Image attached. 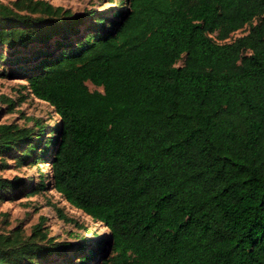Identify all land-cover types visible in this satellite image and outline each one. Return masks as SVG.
<instances>
[{
	"label": "trees",
	"instance_id": "obj_1",
	"mask_svg": "<svg viewBox=\"0 0 264 264\" xmlns=\"http://www.w3.org/2000/svg\"><path fill=\"white\" fill-rule=\"evenodd\" d=\"M123 3L0 2V45L35 53L27 87L58 116L48 184L107 228L101 264H264V0ZM29 132L0 123V164ZM40 225L0 233V264L66 251Z\"/></svg>",
	"mask_w": 264,
	"mask_h": 264
},
{
	"label": "rangeland",
	"instance_id": "obj_2",
	"mask_svg": "<svg viewBox=\"0 0 264 264\" xmlns=\"http://www.w3.org/2000/svg\"><path fill=\"white\" fill-rule=\"evenodd\" d=\"M16 0H0L14 7ZM53 5H60L72 12L89 9L106 11L124 9V0H47ZM110 10V11H107ZM24 12V10H22ZM35 15V14H34ZM252 22H256L254 19ZM91 23L93 20L91 19ZM249 23L232 32L227 40L247 32ZM0 123H15L19 127L30 129L24 145L31 143L33 148L23 152L24 145H18L6 154L5 162L0 164V177L20 176L23 183L11 190L0 191V233H10L20 228L28 238L36 224L40 223L42 231L54 236L57 241L70 243L66 251L50 258V264L80 263L82 249L86 244L84 255L90 247L96 253L87 260V264H101L103 240L107 239V228L94 222L90 216L70 205L63 196L48 184L50 179L49 154L54 146L58 116L46 101L35 97L27 87L26 76L36 63L35 53L31 49L12 50L0 45ZM183 57L176 61L182 64ZM89 89L102 87L87 82ZM44 131L38 135L39 129ZM42 136V140L39 138ZM45 139L49 140L46 144ZM38 187L37 192L29 191ZM63 213L66 218L60 217ZM43 217V218H42Z\"/></svg>",
	"mask_w": 264,
	"mask_h": 264
},
{
	"label": "water",
	"instance_id": "obj_3",
	"mask_svg": "<svg viewBox=\"0 0 264 264\" xmlns=\"http://www.w3.org/2000/svg\"><path fill=\"white\" fill-rule=\"evenodd\" d=\"M111 241H112V236L110 235V236H109V247H110V245H111Z\"/></svg>",
	"mask_w": 264,
	"mask_h": 264
},
{
	"label": "bare ground",
	"instance_id": "obj_4",
	"mask_svg": "<svg viewBox=\"0 0 264 264\" xmlns=\"http://www.w3.org/2000/svg\"><path fill=\"white\" fill-rule=\"evenodd\" d=\"M80 210V209H79ZM82 211V210H81ZM83 212V211H82Z\"/></svg>",
	"mask_w": 264,
	"mask_h": 264
}]
</instances>
